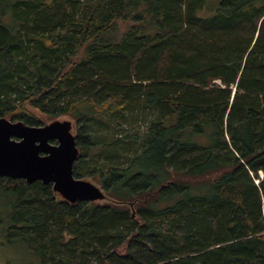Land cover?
Returning <instances> with one entry per match:
<instances>
[{
	"label": "trees",
	"instance_id": "16d2710c",
	"mask_svg": "<svg viewBox=\"0 0 264 264\" xmlns=\"http://www.w3.org/2000/svg\"><path fill=\"white\" fill-rule=\"evenodd\" d=\"M13 0L0 116L74 120L101 200L0 176L38 264H264V0Z\"/></svg>",
	"mask_w": 264,
	"mask_h": 264
},
{
	"label": "water",
	"instance_id": "95a60500",
	"mask_svg": "<svg viewBox=\"0 0 264 264\" xmlns=\"http://www.w3.org/2000/svg\"><path fill=\"white\" fill-rule=\"evenodd\" d=\"M72 126L70 119L34 125L0 116V176L51 183L68 202L101 200L100 186L72 173L79 152Z\"/></svg>",
	"mask_w": 264,
	"mask_h": 264
},
{
	"label": "rangeland",
	"instance_id": "374dc122",
	"mask_svg": "<svg viewBox=\"0 0 264 264\" xmlns=\"http://www.w3.org/2000/svg\"><path fill=\"white\" fill-rule=\"evenodd\" d=\"M12 1L13 0H0V20L6 24L11 22L9 10ZM207 1L208 4L206 8L201 11L202 15L213 13L215 6L218 3V0ZM57 118L70 119L72 124L74 123V120L67 115H62ZM73 126L71 129L72 133H74ZM81 178L90 180L101 187V185L88 174L81 175ZM11 199L12 194H10V192L0 189V264H38L36 254L26 245V242L21 239L8 241L5 237V228L11 221Z\"/></svg>",
	"mask_w": 264,
	"mask_h": 264
}]
</instances>
